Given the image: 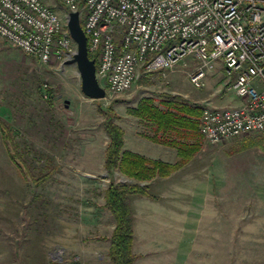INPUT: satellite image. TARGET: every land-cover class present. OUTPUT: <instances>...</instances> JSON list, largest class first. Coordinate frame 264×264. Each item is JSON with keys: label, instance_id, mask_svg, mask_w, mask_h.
Listing matches in <instances>:
<instances>
[{"label": "rangeland", "instance_id": "rangeland-1", "mask_svg": "<svg viewBox=\"0 0 264 264\" xmlns=\"http://www.w3.org/2000/svg\"><path fill=\"white\" fill-rule=\"evenodd\" d=\"M44 1L62 18L67 17L61 0ZM194 66L195 59L187 56L172 70L140 74L124 93L91 99L82 91L75 63H42L0 39V119L12 131L17 143L12 151L20 154L21 165L17 164L16 224L9 228L7 219L2 220L3 264H112L108 252L115 219L104 207L105 189L111 179L118 183L137 180L118 169L107 170L109 137L105 129L107 115L102 110L112 106L119 115L116 123L127 130L129 118L137 117L130 108L137 107L139 99L146 95L177 91L203 107L208 102L220 107L240 104V98L229 88L230 80L217 67L208 72L203 88L194 87L189 80ZM47 89L53 91L52 97ZM255 133L259 132L250 134ZM244 136L219 143L204 140L210 164L217 165L216 161L225 156L220 148L229 151L244 146V142L237 143ZM238 156L235 163L231 162L239 168L233 175L236 180L242 179L239 195L243 200L234 203L247 213L244 220L248 223L249 202L245 199L254 193L244 185L252 179L260 186L252 189L258 188L259 195L264 194V171L258 169L254 178V158L259 156L257 163L262 164L259 154L242 152ZM201 172L200 164L196 169L191 166L168 179L158 178L150 186V192L174 215L157 205L147 219L141 214L142 206L134 202L136 197H130V203L141 208V212L136 211V245L147 240L156 249L146 257L134 252V264H146L153 258L164 261L161 264H170L174 258L178 264H207L209 260L214 264H264V233H252L249 225L238 228L228 216L223 227L216 218L207 219L202 214L209 188L201 185ZM231 191L226 188L227 199L233 196ZM209 196L213 209L218 202ZM234 203L223 204L233 209Z\"/></svg>", "mask_w": 264, "mask_h": 264}, {"label": "built area", "instance_id": "built-area-1", "mask_svg": "<svg viewBox=\"0 0 264 264\" xmlns=\"http://www.w3.org/2000/svg\"><path fill=\"white\" fill-rule=\"evenodd\" d=\"M78 11L106 95L130 90L140 74L172 70L187 56L189 80L206 85L223 63L239 105L208 102L199 129L211 143L264 131V0H61ZM0 39L42 63L65 64L77 44L44 0H0ZM233 82L232 84H230Z\"/></svg>", "mask_w": 264, "mask_h": 264}, {"label": "crops", "instance_id": "crops-1", "mask_svg": "<svg viewBox=\"0 0 264 264\" xmlns=\"http://www.w3.org/2000/svg\"><path fill=\"white\" fill-rule=\"evenodd\" d=\"M216 67L221 71H224L223 69V63L221 61H218L216 64ZM172 94H176L177 91H172ZM169 93V92H165ZM171 93V92H170ZM179 95L184 96L183 94L179 93ZM146 96H156V94L152 95H146ZM144 97V96H142ZM141 97V98H142ZM185 97V96H184ZM140 98V99H141ZM139 99V101H140ZM138 101V102H139ZM159 99L157 100V102ZM138 104V103H137ZM130 129L123 128L124 130V148L126 150L141 154L148 159L152 160H161L163 162L174 164L179 161L180 156L178 154V150L175 147L162 144L160 142H157L154 138L155 137H161L159 135H156L154 131V125L146 120H142L138 117H130ZM143 128V129H142ZM263 133V134H261ZM257 134V135H255ZM255 134H249L245 135L243 138H240L237 143L244 142V146L240 148H231L232 150L224 151L225 149L220 148L221 151L225 154V156L222 157L221 160L216 161L217 165L214 163L210 164V153L208 152L209 147L204 143V136L201 134L199 129V134L196 139H194L191 136V132H186L182 134H176L173 133L171 136L176 139L183 140L188 143H195L198 142V144L201 145L200 150L197 152V154L191 158L185 165H183L181 168L175 170L167 177H155L152 179L149 183L150 186L160 179H168L171 175L174 173L184 170L188 167L193 166V168L196 169V165H201V185L204 187H208L207 190L208 194L205 195V198L203 199L205 201V207L206 210H203L202 214H205V218H216L217 221L224 227L226 225V222L224 221L225 217H232L234 219V225H237L238 228L246 227L249 225L250 231L252 233H264V194L259 195V189L257 188L252 189L253 187H260L257 182H253L252 179H247L248 182H246V185L244 187H247L249 193H254V195H250L248 198L245 199V201L249 202V220L248 223L244 220L245 214L242 213L240 209V205L238 206L235 203H241V196L239 195L242 190L241 187L243 182L240 177H238L239 180H236V177L233 175V171L238 168V166H233L232 162L235 163L236 158H240L238 155L242 152H252L260 155V161L261 163H257V158H254L255 166H253V170L256 171L254 174V178H257V170L260 169L261 171H264V131L255 133ZM246 142V143H245ZM246 145V146H245ZM249 150V151H248ZM255 150V151H254ZM6 157H4V155ZM11 158L10 156V150L7 147V143L5 142L3 138V133L0 130V264H3V238H2V220H5L6 223H9V228L14 227L16 224L13 219L16 220L17 214H16V202H17V195H18V171H17V163H15L12 158L10 159L12 161L6 162V160L3 161V159ZM232 161V162H231ZM12 164V165H11ZM13 166V167H12ZM198 168V167H197ZM248 168H252L249 166ZM211 169L212 173H211ZM239 169V168H238ZM264 176V173L262 174ZM264 184V183H263ZM263 184H260L263 186ZM226 188H228V191H231L233 194L232 197L227 199L226 197ZM153 194V193H152ZM209 195H212V199L215 198V200L218 202V204L215 206V208L210 209L209 202L211 201V197ZM226 202H235L233 204V209H227V207L223 204ZM134 202L139 204V206H142L143 211H140V207L132 204L131 207L134 212V244H133V250L136 254H142L146 257V255L151 253H156V249H152L150 246V243L147 240H142L141 244L137 247L136 245V219H137V212H141L143 217L150 218L153 213V209H158V206H162L161 199H153L149 197H136L134 199ZM160 202V203H159ZM220 202H223L222 204ZM260 202V205L258 203ZM158 205V206H157ZM204 206V205H203ZM135 207V209H134ZM139 207V208H138ZM153 208V209H152ZM164 212H168L169 215H174V212H172V209H167L165 206L161 207ZM260 208V209H259ZM14 209V210H13ZM137 209V210H136ZM152 209V212H151ZM175 211V210H174ZM212 214V215H211ZM145 217V218H146ZM206 219V220H207ZM222 219V220H220ZM209 222V221H208ZM205 223V224H208ZM12 225V226H10ZM198 229V228H197ZM259 229V230H257ZM198 231L194 232L197 233ZM205 232V230L203 231ZM139 248V249H137ZM208 256V255H207ZM142 258V257H141ZM144 258V257H143ZM209 257H207L208 259ZM140 259V258H139ZM205 259V258H204ZM162 263L164 261L162 260H155L154 258L151 261L145 262L146 264H156V263ZM218 258V263H219ZM190 263V262H189ZM215 262L209 260L207 264H214ZM170 264H178V261L176 258L170 261ZM220 264V263H219Z\"/></svg>", "mask_w": 264, "mask_h": 264}, {"label": "trees", "instance_id": "trees-1", "mask_svg": "<svg viewBox=\"0 0 264 264\" xmlns=\"http://www.w3.org/2000/svg\"><path fill=\"white\" fill-rule=\"evenodd\" d=\"M58 2L60 3V0ZM84 3L85 0H81V5ZM80 19L83 26V18ZM89 56L95 59L93 55L89 54ZM47 90L49 97H52L53 91ZM202 110L203 106L199 103L192 102L178 94L165 92L156 94V96H144L138 102L137 107L130 108L131 114L154 125L156 135L161 136L154 138L157 142L178 150L180 159L174 164L148 159L141 154L126 150L124 148V131L115 121L119 115L112 106H109L107 110H102L107 115L105 129L109 137L105 151V166L109 172L118 169L127 177L137 180L136 183H118L111 179L105 189L104 207L111 212L115 219L108 252L112 264H134L137 255L133 251L134 213L130 197L155 199L156 195L149 190V181L155 177L169 176L197 154L201 148L198 142L188 143L173 138L171 135L191 132V136L196 139L199 134ZM0 130L5 142L10 145V148L12 147L10 150L12 160L21 167L18 161L20 154L12 151L17 147V143H15L12 131L7 130L6 124L1 119Z\"/></svg>", "mask_w": 264, "mask_h": 264}, {"label": "water", "instance_id": "water-1", "mask_svg": "<svg viewBox=\"0 0 264 264\" xmlns=\"http://www.w3.org/2000/svg\"><path fill=\"white\" fill-rule=\"evenodd\" d=\"M67 26L70 34L77 44V50L67 63H75L81 77L83 93L91 99L106 97V89L99 83L96 77V60L89 56L88 39L82 26L78 11L67 14ZM66 100V104H68Z\"/></svg>", "mask_w": 264, "mask_h": 264}]
</instances>
